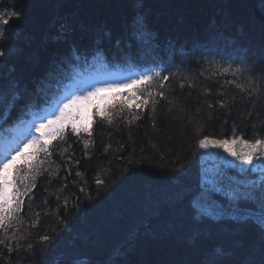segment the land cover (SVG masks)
Returning <instances> with one entry per match:
<instances>
[{
    "label": "trees",
    "instance_id": "trees-1",
    "mask_svg": "<svg viewBox=\"0 0 264 264\" xmlns=\"http://www.w3.org/2000/svg\"><path fill=\"white\" fill-rule=\"evenodd\" d=\"M0 53V128L58 94L42 82L62 65L156 70L16 167L0 264H264V224L214 223L194 204L216 193L201 139L264 140V0H0ZM255 184L234 204L262 205Z\"/></svg>",
    "mask_w": 264,
    "mask_h": 264
},
{
    "label": "rangeland",
    "instance_id": "rangeland-1",
    "mask_svg": "<svg viewBox=\"0 0 264 264\" xmlns=\"http://www.w3.org/2000/svg\"><path fill=\"white\" fill-rule=\"evenodd\" d=\"M141 77H144V75L140 74L123 76L113 74L107 77H103L101 79L86 80L82 83H78L66 93V95L61 99V101L57 103L55 109L51 113H48L38 119H34L29 127L24 129L23 131L16 132L14 138L10 143L3 144L2 151L5 152V154L0 153V169L3 168V164L7 162L9 158L17 156L18 153H23L25 151V145L29 144L30 140L36 137V133H40L41 136L43 135L44 139H49L47 128L41 130L40 126L42 124L47 125L50 120L58 118L61 114V109H63L64 105L68 104L71 100H74L77 97H89V94L96 93L97 89H101V91H99L100 93L116 92L118 90L124 89L128 85L133 84V81H139ZM95 96L96 94L91 96L89 99H82L81 103L74 105L71 109H69L68 112H66L65 114L64 121H72V119L76 117L80 121L76 124L86 123V118L88 115V102L91 98H94ZM236 141L237 142L235 143H233L232 141L228 142L226 147L241 153H246L250 151L244 144L240 143L241 140ZM12 142H14L15 145H12ZM5 145H7V147H5ZM214 145L215 146L212 147V145L209 144V146L205 150L204 162L206 163V172L204 184L208 185L210 188H215V184H218V181L214 180L216 177V173H219L220 176H222L224 175V172H229L230 170L232 172L239 170L237 171L238 173H241V175L244 174V176L238 175L240 176V178H237L235 176L234 180L240 182V180L245 177V180L240 183L239 187H237L238 185H236L237 188L233 191L235 195L240 196L244 193H253L254 189H256V187H259V185L255 183H264V161L258 160L253 157L252 162L250 164H244L241 163L240 160L236 159L235 156L231 155L228 151H225L224 148L218 147L216 144ZM256 152L258 154L259 149H257ZM253 180L255 181L252 182ZM249 182H252V184L250 185ZM229 197L232 201H236L238 199V197ZM214 201L207 202L197 200L196 206L198 210L206 216L214 218L226 216L228 214V212L226 213L228 207L216 205L215 203H220L218 199Z\"/></svg>",
    "mask_w": 264,
    "mask_h": 264
},
{
    "label": "bare ground",
    "instance_id": "bare-ground-1",
    "mask_svg": "<svg viewBox=\"0 0 264 264\" xmlns=\"http://www.w3.org/2000/svg\"><path fill=\"white\" fill-rule=\"evenodd\" d=\"M141 25H142L143 28L141 27L140 29L141 30H144V32L146 33V28H144L146 26L145 23L144 22H141ZM146 34H148V33H146ZM228 47L231 48V50L229 51L230 52V56H237L238 49L234 48L235 47L234 42H231V43L229 42L228 43ZM206 49H207V51H210V50H208V48H206ZM130 50H132V47L130 48ZM210 52H212V50ZM226 52H224V53H226ZM72 54L73 53L71 52V55H69V57L65 61H63L64 66H67L68 62L74 58V56ZM157 60L158 59H152V60L148 61V65L166 66L167 63H165V62H162L161 63V62H159ZM106 65L108 67H110V68L113 67L112 66V61L110 59L107 60ZM108 67L101 66L100 69L101 70H106V69H108ZM94 69H98L100 71L99 68H85L83 70V73H87V72H89L91 70H94ZM152 71L155 72L156 70H152ZM74 74L75 73H72L71 71H66L64 69L63 65H62L57 70H54L51 73H48L46 71L45 72V76H44V80H43L42 83L44 85H46V86L48 85L49 88L52 91H54L58 86H60V88L58 90V91H60L62 89L61 84H63L64 82L68 81L71 77L74 76ZM97 74L98 73L91 72L90 75L91 76H96ZM40 97L41 96H39L38 99H40ZM233 141L234 140H232V142ZM205 150H206V148H201L199 146V153L200 154H198V158H197V160H198L199 163L202 161V158H203V163L205 164V162H204ZM211 151H212V149H211ZM237 171H239V170H237ZM237 171H233V172L229 173V175H230L229 176V179H225L224 180V184L220 181L219 173H216V177L214 179L215 181H218V184L216 183L217 185L215 184V188H214V189H216V193L213 192L211 198H209V201L210 202H213L214 200L218 199L220 201V203H215V204L216 205H219V206H226V207H228V209L226 211V213L228 212V214L226 216H222V217H219V218L210 217L212 219H215L214 221L213 220H211V221H213L214 223H218V222H230L231 221L232 223L237 224L238 223L237 220H241V223H247L246 220H250L251 223L253 225H255L257 228H262L263 227V224L260 223V218H261L262 213H264L261 210H264V208H262L261 205H259V204L258 205H254L251 208V207H248V206L243 205L242 203H238V202L236 204H234L235 200L229 202V201H227V199L224 198V195L223 194H225V195L228 194L229 196L234 197L235 194L233 193V191L237 187H239L240 183H242L245 180V178L241 179L240 182L237 181V180H234L235 179V176L237 178H240V176H238V175H240L241 173H238ZM205 172H206V166H204L203 173H202V181L203 182H204V178H205ZM249 184L251 185L252 183L249 182ZM227 185L228 186L230 185L229 187H231V188H229ZM236 185H238V186L236 187ZM229 196H227V197H229ZM197 197L199 199H207V197H208L207 196V192H200ZM197 200L198 199H196L194 201V204H196V201ZM233 205H234V207H233ZM233 208H234V210L237 211V213L242 214L243 217L242 218H237L235 214L233 215V211H232ZM196 209H198V208L196 207ZM228 219H230V220H228Z\"/></svg>",
    "mask_w": 264,
    "mask_h": 264
},
{
    "label": "snow or ice",
    "instance_id": "snow-or-ice-1",
    "mask_svg": "<svg viewBox=\"0 0 264 264\" xmlns=\"http://www.w3.org/2000/svg\"><path fill=\"white\" fill-rule=\"evenodd\" d=\"M15 15V13H13ZM3 23L7 24L8 20L5 19ZM0 55H3V53H0ZM227 71V69L225 70ZM240 69H237V72H240ZM236 73H233L235 75ZM159 75V73H157ZM164 79H167L166 77ZM152 80L151 76H144L141 77L139 81H133V84L135 83H144L148 84ZM235 83V81H233ZM237 88H240L242 91L246 90L245 86L243 84H236ZM101 91V89H97V92ZM96 93H90L89 97H77L74 100H71L68 104L64 105V108L61 109V114L58 118L54 120H50L47 125L42 124L40 126V129L43 130L44 128H51L54 125H60L61 128L63 127V121L65 118L66 112H68L69 109H71L74 105H77L81 103V100L84 99H89L91 96L95 95ZM157 96L163 97V92H158L156 94ZM149 97H151V93H149ZM137 97L133 96L132 99H136ZM152 104H155V101H151ZM126 104L128 103L127 101L125 102ZM142 104L147 106L149 101H142ZM139 107V105H138ZM154 110V109H153ZM110 119V118H109ZM73 131H76L75 125L73 124ZM236 141L234 140L233 143ZM39 143V140H34L29 144L25 145V149L29 147H33L35 144ZM210 143L216 144L218 147H222L225 149V151H228L231 155L235 156L236 159L240 160L241 163L244 164H250L252 162L253 157H255L258 160L264 161V140H256L255 143H249L247 140H241L240 143L244 144L250 151L246 153H241L234 151L226 145L228 144L227 140L223 141H210L209 139H201L199 142V145L201 148H207ZM259 149V153L257 154L256 150ZM23 153H18L17 156H13L9 158L7 162L3 164V168L0 169V227H5L6 221H9L13 218L14 214L20 210V205L22 204V201L19 199H15L19 195V190L17 189L16 192L11 194L10 198V193H9V182L7 179V172L8 170L13 166L15 161L21 156ZM11 187L15 188V184L13 183ZM13 199H15V205L13 206ZM262 208H264V203L261 205ZM260 223L264 224V213H262L261 218H260ZM45 240L48 239V237L44 238ZM4 241L0 240V244H3Z\"/></svg>",
    "mask_w": 264,
    "mask_h": 264
}]
</instances>
